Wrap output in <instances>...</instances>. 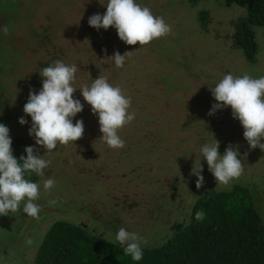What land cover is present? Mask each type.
Wrapping results in <instances>:
<instances>
[{
	"label": "rangeland",
	"instance_id": "obj_1",
	"mask_svg": "<svg viewBox=\"0 0 264 264\" xmlns=\"http://www.w3.org/2000/svg\"><path fill=\"white\" fill-rule=\"evenodd\" d=\"M85 1L0 0V123L6 126L5 112H10L13 119L8 123L21 132L32 124L23 110L31 90L25 75L36 70L44 55L32 51L36 44L45 46L50 40L46 26L31 29V21L42 25L49 20L55 37L54 58L61 61L64 52L62 61L78 67L73 96L84 108L73 123L82 119L85 128L76 143L58 145L50 154L42 146L40 155L51 161L42 179L53 178L55 186L45 191L44 182L39 184L40 196L35 201L41 208L39 221L20 222L34 226L31 231L13 223L12 212L0 216V264H32L31 249L26 248L39 238V226L45 234L57 222L86 227L113 241L119 229L125 228L147 241L141 246L162 245L188 222L192 205L204 191L229 190L234 182L248 186L244 183L248 180L263 187L255 179L263 174L264 151L251 149L231 107L209 115L217 103L210 89L224 75L264 77L263 28H255L259 45L255 63L233 47L231 22L243 17L245 8H228L223 0H197L195 4L190 0H136L163 17L172 33L145 46H132L120 40L114 27L97 30L89 25V17L106 13L108 0ZM38 2L43 4L37 6ZM201 11L209 13L210 30L202 27ZM117 51L121 55L131 51L122 68L110 58ZM11 71L17 76L10 75ZM100 75L131 98L129 112L135 113V119L119 131L125 141L122 149L109 148L101 139L98 115L92 113L79 89ZM41 89L33 90L38 94ZM21 117L28 123L21 125ZM215 139L221 155L229 145L238 148L244 165L241 177L247 176L244 182L235 178L227 185L218 183L209 171L200 149ZM195 162L203 166L205 183L200 189L196 188L198 177L192 174ZM18 212L19 217L24 213L23 204ZM3 249L11 252L9 258L5 255L7 260L2 259Z\"/></svg>",
	"mask_w": 264,
	"mask_h": 264
},
{
	"label": "clouds",
	"instance_id": "obj_2",
	"mask_svg": "<svg viewBox=\"0 0 264 264\" xmlns=\"http://www.w3.org/2000/svg\"><path fill=\"white\" fill-rule=\"evenodd\" d=\"M105 14H94L88 23L97 30L114 27L121 41L127 45L145 46L153 40L166 37L172 33V26L163 17L155 16L150 8L141 6L136 0H108ZM5 35L8 27L3 28ZM106 51V50H105ZM119 51L110 57L117 68L125 65L126 57ZM78 67L67 65L57 60L53 65L44 67L40 72L43 77L42 89L30 90L28 102L24 105V113L31 117L29 135L33 136L36 145L43 146L50 154L58 145H68L81 139L84 135V122L73 118L83 111L84 105L73 94L77 88L73 86ZM84 100L91 105L93 114L98 115L101 139L112 149H122L125 141L119 131L135 119V113L129 112L131 98L126 96L120 86H113L102 75L94 79L90 86L79 88ZM217 103L213 104L209 115L217 110L231 107L233 118L238 119L244 129V138L251 149L257 147L264 151V77L253 78L247 73L240 77L232 74L223 78L210 89ZM21 125L28 121L20 118ZM10 129L0 123V216L16 212L23 204V212L30 217L38 218L40 206L35 203L40 196V185L25 178L35 174L43 177L44 170L50 165L43 155L32 146L25 148L26 157L17 159L13 155ZM200 151L206 159L209 171L218 183L227 185L232 179L239 178L244 172V165L238 148L229 145L224 154L219 152V141L205 144ZM246 155V154H245ZM203 166L195 165L192 174L198 177L196 188L205 183ZM55 180L48 178L43 183L45 191L55 186ZM204 213L197 212L196 219L202 220ZM125 255L135 261L143 257L141 245L147 241L137 233L120 228L115 236ZM32 243L31 240L28 241Z\"/></svg>",
	"mask_w": 264,
	"mask_h": 264
},
{
	"label": "trees",
	"instance_id": "obj_3",
	"mask_svg": "<svg viewBox=\"0 0 264 264\" xmlns=\"http://www.w3.org/2000/svg\"><path fill=\"white\" fill-rule=\"evenodd\" d=\"M193 4L197 0H190ZM88 0L85 1V3ZM204 2V1H203ZM228 8L240 6L242 16L238 21L231 22V39L233 47L242 51L245 59L249 63L257 61L259 45L255 28L264 29V0H223ZM43 4L42 2H38ZM245 15V16H244ZM209 13L201 11L199 20L203 29L210 30L211 22H208ZM87 21H85L86 23ZM31 29L45 27L48 37L54 43L55 37L50 33L52 25L49 20L39 25L31 21ZM28 27V26H27ZM23 40V34L20 33ZM47 45L36 44L32 51L41 52L42 57L34 72L26 74L29 79L31 90L35 87H42L43 77L40 72L44 67L53 65L55 59L54 48ZM55 45V44H54ZM87 49V47H83ZM61 51L62 49L59 48ZM52 62V63H51ZM10 75L17 76L11 71ZM24 77V76H23ZM8 121L13 117L10 112H5ZM79 119V117H78ZM6 122L10 129V137L13 141V155L19 159L22 155L26 157L25 148L32 146L40 154L42 149L38 145H33L34 137L29 135L30 128H23L22 132L18 126H12ZM88 121V120H86ZM27 139V140H26ZM45 158V156H43ZM252 167H257L253 164ZM263 174L258 177V185L246 180L245 176L237 178L229 190L210 189L204 191L203 196L192 205L189 212L188 222L178 227L176 233L162 245L147 247L141 246L143 257L135 261L130 255H125L119 242L109 240L102 235L89 232L86 227H79L66 222L52 224L45 234L40 244L36 243L34 252H29L33 258L32 264H264V169ZM27 179L41 184L44 182L42 177L32 174ZM203 212L202 220L196 219L197 212ZM12 212L11 221L18 224L21 230L27 227V223L33 217L25 213ZM37 222L39 218H36ZM25 224H21V223ZM32 227H27L31 231ZM29 231V235L31 236ZM22 232V231H20ZM43 233V232H39ZM38 236V235H37ZM26 237V236H25ZM24 237V238H25ZM39 238H35V242ZM22 241V242H21ZM20 245L25 241L21 240ZM33 244V243H32ZM0 247H2L0 243ZM27 250L30 247L26 248ZM2 259L9 258L10 251L3 249Z\"/></svg>",
	"mask_w": 264,
	"mask_h": 264
},
{
	"label": "flooded vegetation",
	"instance_id": "obj_4",
	"mask_svg": "<svg viewBox=\"0 0 264 264\" xmlns=\"http://www.w3.org/2000/svg\"><path fill=\"white\" fill-rule=\"evenodd\" d=\"M50 47L51 48H54V46H53V42H51L50 41ZM65 56H64V52H62L61 53V55H60V59H61V61H62V59L64 58ZM31 127V126H30ZM39 146V145H38ZM41 149H42V151H43V147L42 146H39ZM194 195L196 194V190H193V191H191ZM193 196V195H192ZM37 222V221H36ZM35 222V223H36ZM51 226H49L48 228H47V231H48V229L50 228ZM39 228L41 229L40 230V232H43V231H45L44 229H43V227L42 226H39ZM47 231L45 232V234L47 233ZM44 233V232H43ZM43 233H41V234H39L38 235V237L39 238H41L40 239V241L38 242V244H40L41 243V241L43 240V238H44V236H45V234H43ZM37 242L35 241V242H33V244H32V246L30 247V249H31V252H32V249L35 247V244H36Z\"/></svg>",
	"mask_w": 264,
	"mask_h": 264
}]
</instances>
